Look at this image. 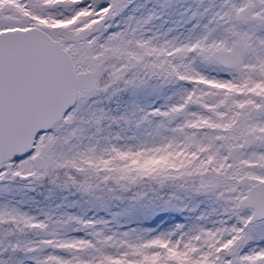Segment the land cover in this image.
Instances as JSON below:
<instances>
[{"label": "snow or ice", "instance_id": "snow-or-ice-1", "mask_svg": "<svg viewBox=\"0 0 264 264\" xmlns=\"http://www.w3.org/2000/svg\"><path fill=\"white\" fill-rule=\"evenodd\" d=\"M130 3L0 0V194L173 185L215 194L221 218L142 237L0 200V264H264V0H213L171 39L154 12L116 22ZM151 82L176 88L162 106L94 108ZM105 121L136 131L102 135Z\"/></svg>", "mask_w": 264, "mask_h": 264}, {"label": "trees", "instance_id": "trees-1", "mask_svg": "<svg viewBox=\"0 0 264 264\" xmlns=\"http://www.w3.org/2000/svg\"><path fill=\"white\" fill-rule=\"evenodd\" d=\"M177 2L178 0L169 1L168 3L164 0H155V1L153 0H132V5L135 6V9L130 8V10L128 11L129 13L127 11H124L123 15L120 18L121 19L127 18V16H129L131 13V16L139 19V18L145 17L148 12L150 13L154 11L158 18L153 19L151 23L152 24L155 23L157 25L163 24V26H165L164 32H163L164 39H171L177 36L182 37V36L189 34V32L192 29V26L198 21L200 14L203 13L204 9L207 7V3L209 2L211 5L213 3V0H183L181 1L185 5H189L188 13L197 14L196 19L191 20V21H189V17L192 14L188 15V18H186V20H188V23L184 26H182L181 17L179 20L178 19L174 20L172 18V19H168L167 22H165V20L163 19L164 17L161 16V15H165L168 17V13L173 7L175 8V3ZM175 90H176L175 87L163 88L159 95H156L153 93V95L148 96L150 95L148 94L145 97V99H149L150 101L151 99L158 97L159 99L165 100L166 97L172 92H174ZM93 99L97 101L96 104L94 105L95 109H104L107 112H109L111 116H114V117H117V115L121 116V115L130 113L133 110H135V109H132V107L130 108V104L127 101L128 94L126 91H121L120 93L114 96H111L110 98L108 97L107 94L100 93L97 97H94ZM138 104L139 106L137 109L142 108L145 110L146 106H145L144 100L139 101ZM109 123L110 122L105 121L106 126L104 128V132L102 133V135H112L115 132L120 131L122 128L124 130L121 132V135H125V136H130L133 134L134 131H136L135 129L129 131L127 128H124L122 122L119 125L112 124L111 127H107ZM153 188L157 189L158 193L161 194L163 197L172 198L177 204H179L180 205L179 214H181L182 205L187 204L185 208V212L187 213L193 212L191 211L193 207L198 208L200 206L199 202H201V194L199 192L192 190L191 188H180L178 186H173V185L160 188L158 186L152 185L151 189ZM181 190L184 192L183 194H181ZM26 191L28 192L29 190L27 189ZM144 191L150 193V186H148V189L146 190L144 189ZM101 192L102 194L104 193L107 198L106 204H113L112 206L110 205L111 208L121 203L126 206L131 196H134L133 193H131L130 191H117V194L119 192L121 201L118 199H113L112 201H108L109 198H111L110 195L114 194L115 192H108L107 190H104ZM26 194L31 197V200L25 201L23 204H20L19 198L17 196L8 197L6 195L4 196L3 194V195H0V200L2 201H6L7 199L11 200V203L20 204L22 207L25 208V210H28L32 212L33 214H37L39 211L43 210V211L55 212L57 215L64 214V213L75 215L76 213H80L82 209L86 208L85 205L84 206L81 205L82 207L80 208L79 205L76 204L75 201L78 198L79 194L78 192H76L75 189L60 188L54 184H51L47 179L42 182L33 183V189H31V191H29ZM99 194L100 192L98 191L95 195H99ZM63 196L65 198H63ZM57 205H60V207L57 208L56 207ZM95 207H96L95 211L97 212V217H96L97 220H102V221L107 222L106 227L103 224L97 225V227L110 228V226L113 224L110 214L107 213L105 209H100L99 205H96ZM211 207L217 208L218 205L217 204L211 205ZM175 213L176 212H174L173 210H169L168 212H163L159 214L157 218H155L156 223H153V224H157L162 218H165V217L168 218V217L174 216ZM119 220L121 224L124 222L123 219H119ZM193 220L195 219L193 218ZM146 223L145 222L142 224L137 223L134 227H124L122 224L121 230L123 229V232L129 231V232L137 233V231H139L140 229L143 230L145 228ZM150 224H152V222L147 223V225H150ZM72 227H75V225H72ZM81 233H84V232H76L73 234L77 236L78 234H81ZM16 255L20 256L19 253H17ZM27 263L28 262H26V264Z\"/></svg>", "mask_w": 264, "mask_h": 264}, {"label": "rangeland", "instance_id": "rangeland-1", "mask_svg": "<svg viewBox=\"0 0 264 264\" xmlns=\"http://www.w3.org/2000/svg\"><path fill=\"white\" fill-rule=\"evenodd\" d=\"M164 1L168 3L169 1H173V0H164ZM181 1L183 0H178V2L175 3V8L173 7L170 10V12L168 13V17L165 15H161L162 17H164L163 19L165 20V22H167L168 19H172V18L174 20L176 19L179 20L181 17L182 26L188 23V20H186V18H188V15L192 13H188L189 5H185ZM131 5L132 3L128 4V7L124 11L128 12L130 8L135 9V6L133 5L131 6ZM209 6L210 3L208 2L206 8H208ZM148 14L149 12L147 13V15ZM129 16H131V13ZM120 17L116 18V22H121L122 20L125 19V18L121 19ZM206 19L207 17H204V20H200V16L198 18V20H200L201 23L205 22ZM147 27L152 30V33H158L163 36V32L165 28L163 24L157 25L155 23L152 24L150 22L147 25ZM114 30L116 29H110V31H114ZM162 89L163 88L159 87L157 82H151L149 85L140 89L125 90L128 94L127 101L130 104V108L132 107V109H137L139 106L138 102L141 100H144L146 106L145 110H149L150 108L156 106H162L165 103V100L159 99L158 97H155L150 101L149 99H145V97L148 94H150L148 96L153 95V93L159 95ZM105 112L109 116H111L109 112H107L106 110ZM119 116L117 115V117ZM148 186H150V193L144 191V189L145 190L148 189ZM151 186L152 185H142V186L134 187L133 189L129 190L131 193H133L134 196H131L126 206L121 203L112 208L111 206L113 204H106L107 198L104 193L102 194L101 191H99L100 192L99 195H95V196L86 195L78 192L79 196L75 202L77 205H79L80 208L82 207L81 205L83 206L85 205L86 208L82 209L80 213H76L75 215L81 216L84 219L97 220L96 218L97 212L95 211L96 208L95 206L99 205L100 209H105L107 213L110 214L113 224L110 226V228H104V227H97V228H104L105 232H108L109 234H111V232H116L118 234L122 233L123 232V229L121 230L122 224L124 227H134L137 223L142 224L144 222L145 223L152 222V224L150 225H147L146 223L145 228L143 230L140 229L139 231H137V233H134L135 235L142 237H150L151 235L173 231L176 229L177 225H183L184 231H188L190 228L196 225H200L204 227H212L213 222L221 218V214L224 208V202L222 200H218L215 194L200 193L201 194V202H199L200 206L198 208L193 207L191 209V211L193 212L187 213L185 212V208L187 204L182 205L181 214H179L180 205L177 204L172 198L163 197L161 194L158 193L157 189L154 188L151 189ZM9 189L10 191L7 194H4V196L5 195L8 197L17 196L19 198L20 204H23L25 201L31 200V197L26 193H28L29 191H31V189H33V184L29 186L28 182L17 180L9 185ZM27 189L29 190L28 192L26 191ZM145 193L146 195H142ZM183 193L184 192L181 190V194ZM110 197L111 198H109L108 201H112L113 199H118L121 201L119 192L117 194V191L114 194L110 195ZM63 198L65 197L63 196ZM6 201L11 202V200L8 199ZM216 204L218 205L217 208L211 207V205H216ZM169 210H173L174 212H176L175 215L168 218L166 217L162 218L164 220L160 219V221L157 224H153L156 223L155 218H157L159 214L163 212H168ZM201 217H203V219H201ZM193 218L195 220H193ZM119 219H123L124 222L121 224V222H119L120 221ZM84 235H85L84 233H81L78 234L77 236L83 237ZM27 264H31V262H28Z\"/></svg>", "mask_w": 264, "mask_h": 264}]
</instances>
